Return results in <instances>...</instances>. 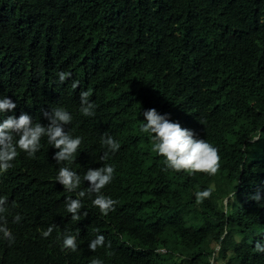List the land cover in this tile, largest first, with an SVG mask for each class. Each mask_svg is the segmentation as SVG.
<instances>
[{"label": "trees", "instance_id": "trees-1", "mask_svg": "<svg viewBox=\"0 0 264 264\" xmlns=\"http://www.w3.org/2000/svg\"><path fill=\"white\" fill-rule=\"evenodd\" d=\"M62 71L72 74L63 83ZM81 91L91 117L79 111ZM2 98L16 108L0 123L23 113L46 126L43 112L63 107L72 116L65 132L82 143L58 164L42 138L33 158L18 150L0 174L14 237L0 233V264H264L254 250L264 242V0H0ZM152 108L218 148L215 176L164 170L139 130ZM104 134L120 144L106 161ZM104 164L115 169L102 190L115 211L101 215L86 194L72 221L66 199L87 193L84 174ZM60 167L81 177L75 192L56 181ZM69 234L75 252L61 250ZM97 235L105 247L92 252Z\"/></svg>", "mask_w": 264, "mask_h": 264}, {"label": "clouds", "instance_id": "clouds-1", "mask_svg": "<svg viewBox=\"0 0 264 264\" xmlns=\"http://www.w3.org/2000/svg\"><path fill=\"white\" fill-rule=\"evenodd\" d=\"M59 80L63 83L71 77V72H60ZM79 87V82L74 81L72 88ZM90 92H80V108L82 115L91 117L95 114L94 104L89 101ZM16 108V104L9 98L0 99V113L9 112ZM43 116L48 120V124L42 125L40 122H33V118L28 114H21L19 117L9 116L0 123V174L6 173L13 167V161L17 158L19 152L27 154V157L33 158L40 150L42 138H47V143L57 149L53 159L61 164L63 162L71 163L74 156L82 143V138L73 137L65 132L64 125H69L72 121L71 114L63 107L52 108L51 111H44ZM145 122L140 127V132L149 134L152 147L151 151L158 156L163 157L164 170H171L176 173L184 172L188 175L205 174L215 176L221 167V158L218 148L214 147L205 139H198L194 133L186 128L181 127L178 122L171 121L167 115L159 114L155 108L144 111ZM101 144L107 148V151L101 156L102 161L109 158V153L119 150L120 144L112 136L104 134L101 137ZM19 150V152H18ZM115 169L110 164H104L97 169H89L83 176V180L88 181L90 187L85 191L77 192L78 198L71 197L66 199L65 208L71 214L72 221H80L82 208V198L86 194H95L92 205L98 208L103 216H108L115 211V205L118 201L102 194V190L113 180ZM58 181L67 192H75L80 188L81 177L69 167H60ZM212 195V189L208 188L195 193V201L201 204L204 200L209 199ZM235 195V193H233ZM252 199L259 201L261 196L259 191ZM7 199L0 197V233L3 238L11 244L14 237L7 227L5 205ZM87 216V213H83ZM20 215L14 217L13 222L19 223ZM55 225L49 226L46 231L42 232L44 238H48ZM89 250L95 252L98 247H105V237L97 235L95 239L89 242ZM107 247H111L110 242ZM70 249L77 250L76 236L66 235L62 241V251ZM257 253L264 252V242L257 241L254 247ZM91 264H103L99 258L91 260Z\"/></svg>", "mask_w": 264, "mask_h": 264}, {"label": "rangeland", "instance_id": "rangeland-1", "mask_svg": "<svg viewBox=\"0 0 264 264\" xmlns=\"http://www.w3.org/2000/svg\"><path fill=\"white\" fill-rule=\"evenodd\" d=\"M233 240V238L232 237H230V241H232Z\"/></svg>", "mask_w": 264, "mask_h": 264}]
</instances>
